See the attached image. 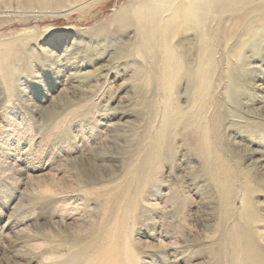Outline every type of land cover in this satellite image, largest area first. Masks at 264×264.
Returning a JSON list of instances; mask_svg holds the SVG:
<instances>
[{
  "label": "rangeland",
  "instance_id": "374dc122",
  "mask_svg": "<svg viewBox=\"0 0 264 264\" xmlns=\"http://www.w3.org/2000/svg\"><path fill=\"white\" fill-rule=\"evenodd\" d=\"M0 264H264V0H0Z\"/></svg>",
  "mask_w": 264,
  "mask_h": 264
}]
</instances>
